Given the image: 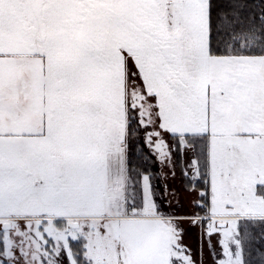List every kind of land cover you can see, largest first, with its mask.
Instances as JSON below:
<instances>
[{"label": "snow or ice", "instance_id": "snow-or-ice-1", "mask_svg": "<svg viewBox=\"0 0 264 264\" xmlns=\"http://www.w3.org/2000/svg\"><path fill=\"white\" fill-rule=\"evenodd\" d=\"M205 255L264 264V0H0V264Z\"/></svg>", "mask_w": 264, "mask_h": 264}, {"label": "rangeland", "instance_id": "rangeland-1", "mask_svg": "<svg viewBox=\"0 0 264 264\" xmlns=\"http://www.w3.org/2000/svg\"><path fill=\"white\" fill-rule=\"evenodd\" d=\"M169 184L173 188L179 189L180 180L177 179L174 182L169 181ZM180 195H181L182 200L186 199L185 194L183 192H181ZM185 227L187 228L188 226L186 225ZM185 242L188 243L193 248V251H195L199 245V237H198L197 231L194 229L190 230L186 236ZM204 260H205V264H211V260L209 257H207V255H205Z\"/></svg>", "mask_w": 264, "mask_h": 264}]
</instances>
